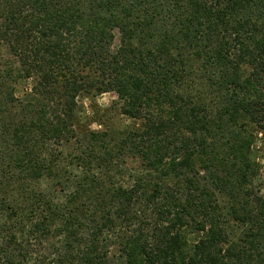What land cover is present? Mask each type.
Wrapping results in <instances>:
<instances>
[{
  "label": "trees",
  "instance_id": "obj_1",
  "mask_svg": "<svg viewBox=\"0 0 264 264\" xmlns=\"http://www.w3.org/2000/svg\"><path fill=\"white\" fill-rule=\"evenodd\" d=\"M263 162L264 0H0V264H264Z\"/></svg>",
  "mask_w": 264,
  "mask_h": 264
},
{
  "label": "rangeland",
  "instance_id": "obj_2",
  "mask_svg": "<svg viewBox=\"0 0 264 264\" xmlns=\"http://www.w3.org/2000/svg\"><path fill=\"white\" fill-rule=\"evenodd\" d=\"M119 41V36L117 31H115V38H114V46H116L118 44ZM31 85H32V80L29 78H20L17 81L14 82V93L15 96L18 98H22L25 94H27L30 90H31ZM117 99L116 94L114 92H105L100 94L97 98H96V103L99 107H107V106H111L112 102L115 101ZM77 104H78V113L81 115V117L83 119H86L89 123V128L90 129H102V126H100L98 121H94L93 119V112L90 108V101L89 99L85 98V97H78L77 98ZM116 106V105H115ZM117 109L116 110H112L111 111V116L110 118L114 117L115 122H114V127H118L120 122V119L124 121L127 120V118L125 117H121L118 116L117 117ZM104 118V117H103ZM106 120V118H105ZM86 121V122H87ZM264 163V162H263ZM263 173H264V169H263ZM41 185V188H44L47 185V182L45 180H42L39 182ZM50 193H52L49 190Z\"/></svg>",
  "mask_w": 264,
  "mask_h": 264
}]
</instances>
